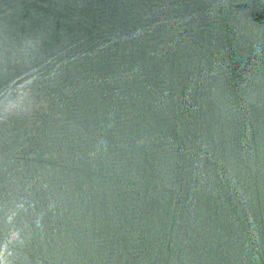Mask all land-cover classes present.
Returning <instances> with one entry per match:
<instances>
[{
  "label": "water",
  "instance_id": "1",
  "mask_svg": "<svg viewBox=\"0 0 264 264\" xmlns=\"http://www.w3.org/2000/svg\"><path fill=\"white\" fill-rule=\"evenodd\" d=\"M0 264H264V0H0Z\"/></svg>",
  "mask_w": 264,
  "mask_h": 264
}]
</instances>
